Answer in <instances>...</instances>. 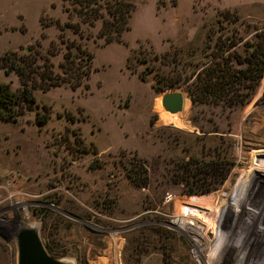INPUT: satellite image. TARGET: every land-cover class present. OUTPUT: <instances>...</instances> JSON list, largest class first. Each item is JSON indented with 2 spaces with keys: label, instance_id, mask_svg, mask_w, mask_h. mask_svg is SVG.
<instances>
[{
  "label": "rangeland",
  "instance_id": "rangeland-1",
  "mask_svg": "<svg viewBox=\"0 0 264 264\" xmlns=\"http://www.w3.org/2000/svg\"><path fill=\"white\" fill-rule=\"evenodd\" d=\"M130 1L131 28L120 42L104 44L96 37L100 21L81 24L80 33L66 26L80 23L74 0H0V58L45 55L55 42L61 51L49 64L60 73V35L94 56L87 86L33 88V110L0 120V264H17L11 231L26 226L38 230L53 257L72 264H264V76L252 95L247 85L237 87L234 98L243 101L232 106L193 103L192 79L181 80L174 90L183 92L184 106L176 114L161 104L173 89L155 76L163 72L174 83L177 72L205 62L211 28L223 38L238 29L244 58L258 40L255 28H264V0ZM225 9L246 24L222 19L219 26ZM0 83L21 90L8 69L0 68ZM37 113L48 115L45 124ZM203 162H223L230 171L211 181L210 193H186L196 183L174 171ZM140 164L150 179L143 188L125 171ZM241 188L249 201L226 205ZM191 198L199 213L186 217L181 207ZM185 220L192 224L184 227Z\"/></svg>",
  "mask_w": 264,
  "mask_h": 264
},
{
  "label": "trees",
  "instance_id": "trees-1",
  "mask_svg": "<svg viewBox=\"0 0 264 264\" xmlns=\"http://www.w3.org/2000/svg\"><path fill=\"white\" fill-rule=\"evenodd\" d=\"M76 4L79 8L76 9L75 13L78 15L80 23H66V26L72 28L75 33L81 32V24L95 27L96 22L100 21L101 26L96 37L102 39L104 44H109L120 42L122 34L131 28L130 20L135 6L130 0H109L104 5L96 0H74V5ZM217 15L219 26L223 20L246 24L237 12L230 9L219 11ZM263 29L255 28V37L258 40L255 45L249 46L248 56L243 58L236 50L239 44L245 40L238 29L233 28L232 34L223 38L216 36L218 31L211 28L206 33L204 40L212 48L206 56L207 60L195 64L190 74L184 75L177 72L174 76L177 80H174V83L165 82L167 75L157 71L155 76L158 85H162L165 87L164 89L174 90L181 87V80L192 79V84L188 85L187 92L193 103L203 99L211 100V103H225L226 106L242 103L243 100L234 98L237 87L247 85L248 95H252L264 76ZM59 42L65 49L63 60L58 65L60 73H54L50 68L52 65L49 64V58L56 56L61 51L60 46L55 42L50 43L45 55L41 51L35 50L34 53L21 57L7 55L0 58V68L14 72L21 83L19 92L13 91L7 84L0 83V120L15 122L25 111L33 110L37 104L32 91L33 88L45 92L61 85L68 86L72 90L87 86L86 81L89 79L92 70L93 54L83 47L81 42L69 41L61 35ZM178 52V49L174 50L172 56L174 62L177 61ZM156 57L158 58V55ZM38 61L42 62L38 63ZM235 64L244 66L236 67ZM153 70L154 68H150V71ZM148 71L147 68L146 71L139 73V78L142 81H147ZM156 88L159 89L157 85ZM48 118L46 114L41 116L36 114L37 123L40 125L45 124ZM195 164L196 166L193 167L187 163L179 171H174V176L179 177L186 184L191 180L196 183L195 190L186 192L189 194L206 195L210 193L214 190L211 181H219L218 183H220L230 171V167L223 162H203L201 163L203 167ZM125 171L126 176L134 185L140 188L149 185V173L145 164H140L138 168L125 167ZM243 191L242 188L237 190L232 201L229 202L230 204L226 205L234 206L248 202L249 198H244L245 193ZM197 201L195 198H191L184 205L182 204L181 210L186 217L199 213L198 208L195 207ZM45 248L51 255L47 245Z\"/></svg>",
  "mask_w": 264,
  "mask_h": 264
},
{
  "label": "water",
  "instance_id": "water-1",
  "mask_svg": "<svg viewBox=\"0 0 264 264\" xmlns=\"http://www.w3.org/2000/svg\"><path fill=\"white\" fill-rule=\"evenodd\" d=\"M161 104L166 112L176 114L183 109L184 94L180 89L165 92L161 97ZM11 236L17 244V264H72L50 255L38 230L33 227L14 228Z\"/></svg>",
  "mask_w": 264,
  "mask_h": 264
},
{
  "label": "bare ground",
  "instance_id": "bare-ground-1",
  "mask_svg": "<svg viewBox=\"0 0 264 264\" xmlns=\"http://www.w3.org/2000/svg\"><path fill=\"white\" fill-rule=\"evenodd\" d=\"M191 224H192V222H189V220H185V221H183V223H181V225H183V226H184V225H185V226L187 225L186 227H188V225H191ZM185 226H184V227H185ZM195 228H196V227H195ZM197 229H198V228H197Z\"/></svg>",
  "mask_w": 264,
  "mask_h": 264
}]
</instances>
